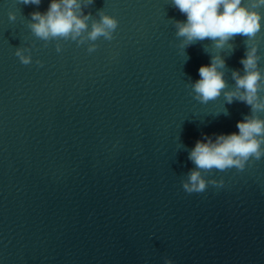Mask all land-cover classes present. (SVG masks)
Masks as SVG:
<instances>
[{
  "label": "clouds",
  "instance_id": "clouds-1",
  "mask_svg": "<svg viewBox=\"0 0 264 264\" xmlns=\"http://www.w3.org/2000/svg\"><path fill=\"white\" fill-rule=\"evenodd\" d=\"M94 0H51L46 12L30 13L28 27L35 37L45 42L51 40L74 41L77 45L87 44V51L93 53L98 45L95 43L103 37L105 40L114 39V33L119 21L114 16L105 14L103 9L97 12L99 19L91 13L85 15L83 9ZM41 0H22L24 5H40ZM172 5L186 16V21L175 20L176 37L180 39L179 47L184 51L187 47L204 40L212 41V45L223 50L225 47L234 50L230 41L236 36L245 37V56L240 60L243 74L239 70H231V79L235 87L229 90L225 79V60L220 54L212 55L210 65H202L198 69L200 79L188 85L193 99L207 104L221 94L228 104L234 100L245 103L250 107V114L238 121V133L219 134L213 140L205 134L202 140H197L195 147L189 151L188 159L195 165L190 169L185 179L181 180L185 193H204L208 187H224V180L206 179L212 171L225 172L235 168L244 171L246 166L264 158V119L257 113L264 112V72L259 67L261 57L258 55V45L254 38L261 31L264 0H172ZM9 20L15 21L16 15L9 12ZM89 21L91 24L89 26ZM62 50L57 43L56 51ZM206 50V45H204ZM15 56L20 63H32L31 48L18 47ZM37 65L43 66L37 60ZM227 115V109L223 112ZM165 264H174L166 258Z\"/></svg>",
  "mask_w": 264,
  "mask_h": 264
}]
</instances>
